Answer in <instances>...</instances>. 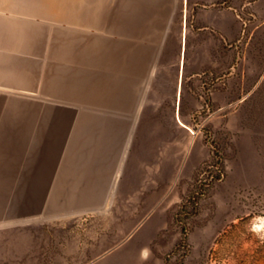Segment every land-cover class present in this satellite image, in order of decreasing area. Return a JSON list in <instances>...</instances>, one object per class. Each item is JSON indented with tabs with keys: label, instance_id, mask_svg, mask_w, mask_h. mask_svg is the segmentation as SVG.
Wrapping results in <instances>:
<instances>
[{
	"label": "crops",
	"instance_id": "obj_1",
	"mask_svg": "<svg viewBox=\"0 0 264 264\" xmlns=\"http://www.w3.org/2000/svg\"><path fill=\"white\" fill-rule=\"evenodd\" d=\"M255 5L256 17L264 23V3ZM68 6L45 0L0 3V99L19 112L5 121L20 124L6 135L13 141L0 152L5 166L0 212L13 186L21 187L22 210L34 202L38 211H70L115 198L130 138L124 124L140 121L141 107L148 106L156 89L155 61L167 42L157 38L154 28L169 25L171 12L180 7L183 12L177 95L186 75L206 68L221 71L229 60L222 49L235 43L233 51L239 50L244 32L243 7H207L199 0H85ZM168 147L154 157L149 149L147 160L131 164L139 184L132 193L155 195L159 202L141 218L166 212L173 185V177L166 182L165 175L167 166L172 169V142ZM147 232L138 227L133 240L143 242L140 236ZM109 235L93 249L83 248L81 257L92 249L89 264H132L125 244L109 247V240L116 239ZM146 257L141 255L137 264H147Z\"/></svg>",
	"mask_w": 264,
	"mask_h": 264
},
{
	"label": "rangeland",
	"instance_id": "obj_2",
	"mask_svg": "<svg viewBox=\"0 0 264 264\" xmlns=\"http://www.w3.org/2000/svg\"><path fill=\"white\" fill-rule=\"evenodd\" d=\"M71 1L85 0L55 4L67 9ZM199 1L207 7H243L239 50L233 51L235 43L225 44L222 54L229 60L222 70L186 75L177 95L183 12L181 7L171 12L169 25L154 28L157 38L167 42L155 61L156 89L148 106L141 107L140 121L124 124L130 138L115 198L70 211H38L34 202L22 210L21 187L13 186L0 212V264H89L94 245L108 233L116 238L109 247L125 244L132 264L141 255L147 264H264V23L256 17L257 0ZM4 103L0 99L1 153L13 141L6 135L20 126L5 121L19 112ZM29 113L36 114V108ZM170 142L173 163L165 175L166 182L173 177V185L166 212L141 218L159 202L155 195L132 193L139 184L131 164L147 160L149 149L152 157L168 152ZM4 168L0 163V173ZM140 226L148 229L139 235L143 242L133 240ZM68 244L72 254L67 256ZM83 248L92 249L82 258Z\"/></svg>",
	"mask_w": 264,
	"mask_h": 264
},
{
	"label": "bare ground",
	"instance_id": "obj_3",
	"mask_svg": "<svg viewBox=\"0 0 264 264\" xmlns=\"http://www.w3.org/2000/svg\"><path fill=\"white\" fill-rule=\"evenodd\" d=\"M48 1H49V4H50V5H53V4H55V1H56V0H54V2H53V0H48Z\"/></svg>",
	"mask_w": 264,
	"mask_h": 264
}]
</instances>
